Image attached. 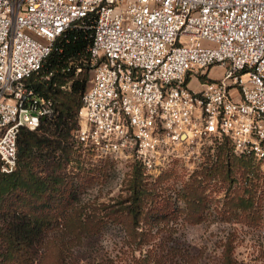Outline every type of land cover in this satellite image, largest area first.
<instances>
[{"label": "built area", "instance_id": "1", "mask_svg": "<svg viewBox=\"0 0 264 264\" xmlns=\"http://www.w3.org/2000/svg\"><path fill=\"white\" fill-rule=\"evenodd\" d=\"M72 28L92 38L75 147L135 162L151 178L183 144L206 139L264 161V0H0L3 172L16 167L20 128L57 114L29 80L50 79L43 63Z\"/></svg>", "mask_w": 264, "mask_h": 264}, {"label": "trees", "instance_id": "2", "mask_svg": "<svg viewBox=\"0 0 264 264\" xmlns=\"http://www.w3.org/2000/svg\"><path fill=\"white\" fill-rule=\"evenodd\" d=\"M91 40L90 30L69 29L56 40L58 49L49 54L40 70L41 74L51 72L50 79L42 84L35 76L29 80L54 97L57 114L41 121L35 130L20 128L12 172L1 170L0 159V264H123L112 259L91 263L84 257L100 239L104 219L120 225L122 243L130 249L129 264H170L175 258L188 259L187 249L168 223L178 219L191 224L202 221L210 201L205 191L211 179H231L237 171L243 185L249 183L251 188L241 185L232 189L229 185L224 209L217 216L239 221L255 218L259 176L250 170V158L238 160L228 155L227 139L216 159L194 171L179 188L176 181H171L174 171L148 182L137 164L139 168L125 183L124 196L108 204L80 203L79 181L89 186L101 182L107 169L79 166L78 159L71 157L75 152L73 131L90 69L87 49ZM66 67L69 70H63ZM77 67H81L79 73H75ZM62 84H68L67 89H61ZM69 161L77 165L67 171ZM233 242L231 233L222 240L220 264H236Z\"/></svg>", "mask_w": 264, "mask_h": 264}, {"label": "rangeland", "instance_id": "3", "mask_svg": "<svg viewBox=\"0 0 264 264\" xmlns=\"http://www.w3.org/2000/svg\"><path fill=\"white\" fill-rule=\"evenodd\" d=\"M214 73L220 74L221 70L216 69ZM89 78L90 71H87V79L89 80ZM201 81L199 78L197 80V78L192 77L189 81L190 88L196 90ZM223 147L224 141L219 142L212 139L201 140L194 145L183 144L178 154L173 157L157 177H148L144 172L143 177H145V181L153 182L164 173L174 171L175 178H172L171 181H176L179 188L182 185L181 183L187 181L194 171L200 170L209 160L214 161L218 150ZM73 150L75 152L72 153L71 157L78 159L76 161H79V166L100 165L107 167L106 177L103 181L91 186L83 185L79 181L81 187L77 194L81 204H87L88 202L97 204L113 203L120 196L125 195V183L132 177L133 171L139 168L135 162L94 157L91 155L92 153L84 152L81 148L75 146ZM226 151L232 158L239 160V156L232 152L229 142H227ZM76 165L75 161H69L67 171ZM243 169L247 170L248 167ZM74 170L77 171V169ZM250 170L254 175L259 176V190L256 197H260V199L259 202L254 204V207H256L254 209L256 211L255 218L240 221L234 217H230L228 220L219 218L217 213L224 209L226 189L229 185L232 186V189H236L238 186L243 185V182L239 171L233 174L232 180L222 181L218 177L212 178L205 191L208 200L210 199L204 209L206 217L196 224L186 223L178 219L176 222L170 221L167 225L168 228L172 227L174 229L175 236L189 254L188 259L175 258V261L170 264H220V245L229 233L234 238L236 264H264V161L253 162ZM244 187L251 188L249 183ZM104 221V229L100 239L94 241L84 257L90 259L91 263H93V260L98 262L112 259L118 263L129 264L131 259L130 249L122 243L120 225L110 219H104ZM135 254L138 255L139 251H136Z\"/></svg>", "mask_w": 264, "mask_h": 264}, {"label": "crops", "instance_id": "4", "mask_svg": "<svg viewBox=\"0 0 264 264\" xmlns=\"http://www.w3.org/2000/svg\"><path fill=\"white\" fill-rule=\"evenodd\" d=\"M216 69H218V68L215 67V68H213V69L211 70V76L214 77V78L218 77V75H219V74H215V73H214ZM219 70H220V69H219ZM189 81H190V79H189ZM200 88H201V85L199 84V86H198V88H197L196 90H198V89H200Z\"/></svg>", "mask_w": 264, "mask_h": 264}]
</instances>
